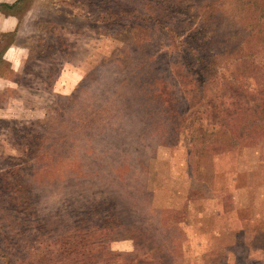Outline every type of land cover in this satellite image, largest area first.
<instances>
[{"label": "rangeland", "instance_id": "rangeland-1", "mask_svg": "<svg viewBox=\"0 0 264 264\" xmlns=\"http://www.w3.org/2000/svg\"><path fill=\"white\" fill-rule=\"evenodd\" d=\"M213 1L236 11L235 0ZM124 2L0 0V175L14 168L28 175L36 163L57 178L79 171L88 194L116 183L117 195L131 193L136 205L131 213L119 200L129 229L109 248L130 257L151 249L148 264H264V135L220 151L201 144L193 117L198 111L211 131L209 121L237 105L247 117L254 104L234 82L238 97L228 96L220 77L202 89L188 85L173 47L181 16L164 20L168 31L148 22L159 9L185 14L178 0ZM117 5H125L122 20L102 21ZM148 62L156 72L148 74ZM58 186L41 214L61 204ZM3 217L0 242L14 254L22 218Z\"/></svg>", "mask_w": 264, "mask_h": 264}, {"label": "trees", "instance_id": "trees-1", "mask_svg": "<svg viewBox=\"0 0 264 264\" xmlns=\"http://www.w3.org/2000/svg\"><path fill=\"white\" fill-rule=\"evenodd\" d=\"M178 1L179 7L184 6L185 14L182 15L180 9V13L170 14L159 9L160 16H148V22L157 26L159 30L168 31L163 29L168 26L164 20L168 21L171 15L181 16L180 20L174 23L175 30L180 33L177 35L179 44L177 45L176 42V45L172 46L181 50L178 57L182 58L181 68L185 77L189 79V86L202 89L209 83L214 84L220 77L222 87L229 93L228 96L238 97L237 94L232 95L230 92L233 86H235L234 91L249 95L254 105L247 108L245 112L247 117L239 116L243 109L237 105L233 114L227 115L224 119L218 117L215 123L208 122L214 130L208 131L199 125L203 117L198 111L193 116L195 124H198L202 145L217 147L220 151L238 149L243 144L253 141L258 134L264 135V59L258 61L260 51L264 56V0H235L236 11L232 15L222 12L217 1L195 0L194 5L190 6L186 0ZM123 6L125 5H117L115 9L107 7L108 18L103 17L102 21L110 23L122 20L125 12ZM159 6L158 8H161ZM148 8L152 6L148 4ZM239 26L240 29H237ZM250 41L255 43L251 45ZM147 43L149 41L146 40L145 44ZM249 44L251 46H248ZM259 64L262 66H258ZM251 66H255V70H250L251 73L246 74L249 72H246L247 68ZM150 72L156 71L151 69L148 62V74ZM243 78L246 80L243 81ZM233 82L235 84L231 86ZM250 89H253L254 93ZM215 110L219 111L222 108L220 105H215ZM193 133L190 138L195 143L198 134ZM35 144L32 143L31 146ZM34 167L37 170L28 175L20 174L16 168L0 175V199L6 196V201H3L4 211L0 209V222H5L3 216L10 218V214L16 216L17 220L22 218L16 227L19 226V229L15 230L20 238V246L16 244L15 249H12L15 253L6 254L3 246L8 247L9 244L0 242L1 264H139V262L148 264L152 262L151 249L142 254L135 251L138 254H132L130 257L126 253L115 252L109 248L110 243L118 239L119 233L122 234L129 229H124L127 223L121 217L123 212L121 213L119 200L122 198L127 202L126 210L132 213L136 203H132L135 199L131 193H125L124 196L123 193L117 195L120 190L115 187L116 183L115 185L111 183L108 189L97 188L96 192L92 190L88 194L81 189L85 177L79 171L68 170L67 174L62 172L57 178L52 173H46L41 169L42 166L36 163ZM119 177L117 176L115 180ZM52 179L53 181H49ZM71 181L75 184L72 185ZM58 184L62 189L58 196L61 198V204L54 207L55 213L50 212L55 216L50 217L52 216L50 213L41 214L42 208L48 210L49 205L46 202L53 197L52 188L59 187ZM142 212L147 215L145 209ZM29 216H32L33 220L28 221ZM2 223H0V231ZM12 223L15 225L17 222L13 219ZM13 225L7 224V228L13 229L11 227ZM124 238L134 239L130 236ZM13 255L17 257L13 258Z\"/></svg>", "mask_w": 264, "mask_h": 264}, {"label": "crops", "instance_id": "crops-1", "mask_svg": "<svg viewBox=\"0 0 264 264\" xmlns=\"http://www.w3.org/2000/svg\"><path fill=\"white\" fill-rule=\"evenodd\" d=\"M2 18V17H1Z\"/></svg>", "mask_w": 264, "mask_h": 264}]
</instances>
